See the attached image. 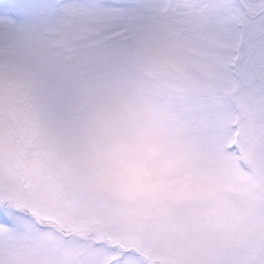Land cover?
<instances>
[{
	"label": "snow or ice",
	"instance_id": "snow-or-ice-1",
	"mask_svg": "<svg viewBox=\"0 0 264 264\" xmlns=\"http://www.w3.org/2000/svg\"><path fill=\"white\" fill-rule=\"evenodd\" d=\"M0 264H264V0H0Z\"/></svg>",
	"mask_w": 264,
	"mask_h": 264
}]
</instances>
